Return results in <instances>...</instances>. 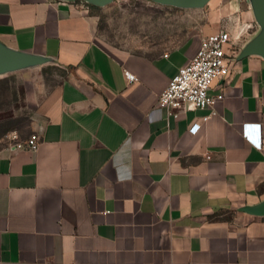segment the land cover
Listing matches in <instances>:
<instances>
[{"label":"crops","instance_id":"1","mask_svg":"<svg viewBox=\"0 0 264 264\" xmlns=\"http://www.w3.org/2000/svg\"><path fill=\"white\" fill-rule=\"evenodd\" d=\"M98 30L69 1L0 0V49L28 59L15 68L66 72L37 150L0 152V264H264V56L246 52L264 29L247 45L230 31L208 90L224 98L177 118L159 95L208 31L136 53Z\"/></svg>","mask_w":264,"mask_h":264},{"label":"rangeland","instance_id":"2","mask_svg":"<svg viewBox=\"0 0 264 264\" xmlns=\"http://www.w3.org/2000/svg\"><path fill=\"white\" fill-rule=\"evenodd\" d=\"M70 3L98 16V36L103 42L136 53L164 50L201 28L209 34L236 32L238 44L246 45L257 29H264L256 19L254 0H208L203 6L190 8L153 0H112L94 7L82 0ZM65 73L52 65L0 71V152L34 134L41 121L42 103Z\"/></svg>","mask_w":264,"mask_h":264},{"label":"built area","instance_id":"3","mask_svg":"<svg viewBox=\"0 0 264 264\" xmlns=\"http://www.w3.org/2000/svg\"><path fill=\"white\" fill-rule=\"evenodd\" d=\"M230 44L231 39L226 31H218L202 38L192 59L177 70L159 95L156 111L165 110L168 116L177 118L183 109L203 110L222 100L224 94L213 97L208 94V90L215 80L228 74L231 57L227 54V49ZM125 77L130 83L136 81L128 73H125ZM199 128V124H194L190 132L195 134ZM38 146L39 136L32 134L11 147L35 152Z\"/></svg>","mask_w":264,"mask_h":264},{"label":"water","instance_id":"4","mask_svg":"<svg viewBox=\"0 0 264 264\" xmlns=\"http://www.w3.org/2000/svg\"><path fill=\"white\" fill-rule=\"evenodd\" d=\"M77 1V0H64ZM94 6H103L112 0H82ZM155 2L178 7L190 8L203 6L208 0H153ZM254 8L257 21L264 26V0H254ZM247 53H259L264 56V33L246 48ZM28 62V59L21 56L10 55L0 49V71L18 67ZM258 214H264V205L257 209Z\"/></svg>","mask_w":264,"mask_h":264},{"label":"trees","instance_id":"5","mask_svg":"<svg viewBox=\"0 0 264 264\" xmlns=\"http://www.w3.org/2000/svg\"><path fill=\"white\" fill-rule=\"evenodd\" d=\"M91 7H94V5H91Z\"/></svg>","mask_w":264,"mask_h":264}]
</instances>
